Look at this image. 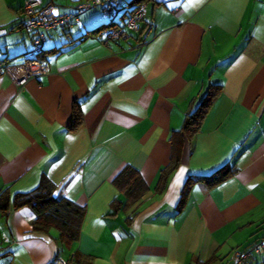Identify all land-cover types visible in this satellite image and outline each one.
<instances>
[{
  "label": "crops",
  "instance_id": "obj_1",
  "mask_svg": "<svg viewBox=\"0 0 264 264\" xmlns=\"http://www.w3.org/2000/svg\"><path fill=\"white\" fill-rule=\"evenodd\" d=\"M25 1L0 0L2 62L31 57L33 34L18 24ZM37 1L71 13L88 0ZM129 1L105 23L121 24ZM102 19L94 5L68 28L45 30L36 57L47 74L21 87L0 75V264H233L235 250L264 237V0L149 1L124 39L88 33ZM212 84L218 96L193 137L181 134L160 187L172 133ZM75 102L82 122L70 131ZM126 165L148 187L134 204L112 183ZM222 168V181L194 184L178 208L187 176ZM44 181L85 209L72 243L34 230L30 208L13 207L15 194Z\"/></svg>",
  "mask_w": 264,
  "mask_h": 264
},
{
  "label": "trees",
  "instance_id": "obj_2",
  "mask_svg": "<svg viewBox=\"0 0 264 264\" xmlns=\"http://www.w3.org/2000/svg\"><path fill=\"white\" fill-rule=\"evenodd\" d=\"M149 1L154 0H130L128 2L130 7L125 11L132 12L138 5ZM112 26H114L112 22H103L88 31V33L98 34L103 29H108V27L110 28ZM41 51L42 47L37 52H33V49H31V57L29 58L41 60L36 57ZM220 89L221 87L219 85H210L197 107L185 117L180 130L172 133L170 138L171 156L168 164L160 170L158 181L160 187L165 183L168 175L178 165L183 140L181 134H184L189 139L193 137L199 129V126L210 106L218 96ZM81 122V111L79 105L75 102L72 106V117L67 125V129L73 131L81 125ZM227 174L228 172L222 168L217 169L206 176H187L181 189L178 208L182 206L185 198L189 194L190 188L194 184L202 183L208 187H212L222 181ZM112 183L123 194L129 204L136 203L148 191V187L140 173L130 165L124 166L113 178ZM53 189L54 185L52 183L48 181L41 182L31 191L15 194L13 196V207L18 208L21 206H27L30 208L35 215L32 221V227L34 230L48 231L50 228H54L57 230V239L60 242L72 243L78 239L85 209L83 206L75 204L66 198L54 197ZM7 209L8 192L4 189L0 191V212L4 213Z\"/></svg>",
  "mask_w": 264,
  "mask_h": 264
},
{
  "label": "built area",
  "instance_id": "obj_3",
  "mask_svg": "<svg viewBox=\"0 0 264 264\" xmlns=\"http://www.w3.org/2000/svg\"><path fill=\"white\" fill-rule=\"evenodd\" d=\"M100 6L104 18L113 21L119 17V0H88L77 5L71 13H58L52 4L41 6L37 0H26L21 8L19 25L33 34V52L41 49L44 41V31L55 28H66L79 21V15L90 7ZM145 3L138 5L132 12H127L126 17L117 24L107 29L105 40L127 38L129 32L139 30ZM49 71V65L44 60L26 59L19 64H9L0 61V75H6L17 87L23 86L28 80L38 78ZM233 264H254V257H260L264 264V237L243 250L232 253ZM50 264H70L68 261L56 257Z\"/></svg>",
  "mask_w": 264,
  "mask_h": 264
},
{
  "label": "rangeland",
  "instance_id": "obj_4",
  "mask_svg": "<svg viewBox=\"0 0 264 264\" xmlns=\"http://www.w3.org/2000/svg\"><path fill=\"white\" fill-rule=\"evenodd\" d=\"M107 20H108L107 18H106V19H104V20L102 19V22H106Z\"/></svg>",
  "mask_w": 264,
  "mask_h": 264
}]
</instances>
